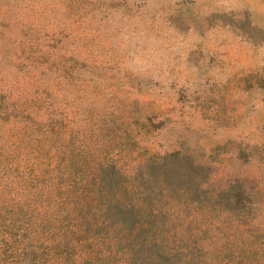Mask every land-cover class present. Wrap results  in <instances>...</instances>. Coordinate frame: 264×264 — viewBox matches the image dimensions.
<instances>
[{"label":"rangeland","instance_id":"374dc122","mask_svg":"<svg viewBox=\"0 0 264 264\" xmlns=\"http://www.w3.org/2000/svg\"><path fill=\"white\" fill-rule=\"evenodd\" d=\"M222 11L205 0H0L5 259L22 248L42 263L78 259L101 159L148 192L137 246L109 228L130 263L149 255L147 238L173 264H264V28ZM140 54L143 68L129 64Z\"/></svg>","mask_w":264,"mask_h":264},{"label":"trees","instance_id":"16d2710c","mask_svg":"<svg viewBox=\"0 0 264 264\" xmlns=\"http://www.w3.org/2000/svg\"><path fill=\"white\" fill-rule=\"evenodd\" d=\"M112 164L108 166V163L100 159L93 167L95 177L92 183L96 184V191L93 193L95 203L88 205L77 221L81 225V235L85 234L87 237L83 236L76 245L78 259L65 264H133L130 263L132 252L117 253L116 249L120 242L113 234L111 235L109 228H112L111 232L122 230L127 241L133 237L137 246L143 238L142 233L146 229V224L152 222L153 214L145 212V198L148 199V192L144 189L143 182L138 178L132 180L133 177L120 179L115 163ZM239 197L241 199V192L236 193V202L240 201ZM101 230L105 238H98L100 242H97L96 237ZM144 242L140 250L149 252V255L139 259L142 262L140 264H173L164 254H155L157 252L155 248L148 245L151 240L145 238ZM130 247L133 251H138L132 245ZM53 248L54 245L48 246L50 251H53ZM25 255L26 251L22 248V255L11 261L5 259L0 252V264H64L63 260L61 263L52 261L42 263L44 258L35 251L31 252L29 257Z\"/></svg>","mask_w":264,"mask_h":264},{"label":"clouds","instance_id":"9594fccd","mask_svg":"<svg viewBox=\"0 0 264 264\" xmlns=\"http://www.w3.org/2000/svg\"><path fill=\"white\" fill-rule=\"evenodd\" d=\"M207 6L212 9L216 6H223L224 11L217 12L218 15H227L234 23H239L247 16L253 28H264V0H205ZM213 14L211 11L209 15ZM142 54L132 58L129 64H135L143 68Z\"/></svg>","mask_w":264,"mask_h":264}]
</instances>
